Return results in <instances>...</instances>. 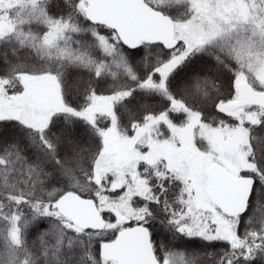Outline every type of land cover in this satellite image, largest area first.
Segmentation results:
<instances>
[{
  "label": "snow or ice",
  "instance_id": "snow-or-ice-1",
  "mask_svg": "<svg viewBox=\"0 0 264 264\" xmlns=\"http://www.w3.org/2000/svg\"><path fill=\"white\" fill-rule=\"evenodd\" d=\"M0 264H264V0H0Z\"/></svg>",
  "mask_w": 264,
  "mask_h": 264
}]
</instances>
